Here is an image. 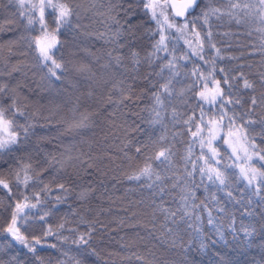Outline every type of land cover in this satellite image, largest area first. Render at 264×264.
Wrapping results in <instances>:
<instances>
[{
  "label": "trees",
  "instance_id": "obj_1",
  "mask_svg": "<svg viewBox=\"0 0 264 264\" xmlns=\"http://www.w3.org/2000/svg\"><path fill=\"white\" fill-rule=\"evenodd\" d=\"M62 1L73 9V16L57 31L55 10L45 9V28L38 19L29 26L14 2L0 0V85H7L0 93V108L12 121L11 129L20 133L17 144L0 151V179L11 189L0 185V264H264V191L253 195L224 135L214 147L221 158L219 166L227 167V185H213L206 177L201 184L197 171L192 187L187 175L193 163L197 169L204 166L198 159L202 151L210 155L192 132L197 126L204 128L202 119L219 121L223 98L208 103L199 96L203 86L215 80L233 101L224 104L227 116H235L237 124L255 121L245 127L264 149V32L258 31L264 25L255 15H245L247 10H234L239 13L236 18H212L211 43L216 47L209 48L204 40V60L191 53L182 34L165 29L169 51L149 58L159 33L143 0L131 8L123 0L111 12L109 0ZM231 2L235 0H210V6L227 11ZM208 6L209 0H200L186 19L199 16ZM128 15L135 24L133 32L113 38L119 26L110 17L123 23ZM206 28L197 24L201 37ZM45 32L57 38L51 54L62 65L56 69L59 79L49 75L51 64L42 62L34 43ZM133 52L139 54L138 65L133 63ZM171 53L176 56L174 77L167 68L160 71L172 59ZM194 71L203 75H193ZM170 77V94H162L163 106H156L153 94ZM245 79L252 88L244 87ZM129 92L132 99H124ZM84 117L87 127L68 130L70 123ZM222 123L228 124L227 117ZM22 126L28 127L27 136ZM206 131L200 134L204 139ZM67 148L92 167L73 161L77 167L61 169L56 161L62 154L66 158ZM161 150L170 161L155 159ZM146 165L161 180L129 179ZM26 171L31 177L27 185ZM81 192L86 198H80ZM190 192L193 200L188 199ZM16 202L36 204L23 210L18 223L30 241L41 239L35 253L4 231ZM185 207L191 215L184 214ZM49 227L53 234L44 236ZM194 229L207 238L206 250H199V240H193ZM88 233V244L73 243ZM174 243H184L186 251Z\"/></svg>",
  "mask_w": 264,
  "mask_h": 264
},
{
  "label": "snow or ice",
  "instance_id": "obj_2",
  "mask_svg": "<svg viewBox=\"0 0 264 264\" xmlns=\"http://www.w3.org/2000/svg\"><path fill=\"white\" fill-rule=\"evenodd\" d=\"M10 3H15L17 5V9L19 12V15L26 19L27 25L31 26L34 24V22L38 19L39 23L41 24L42 28H45V22H44V15H45V9H53L57 13L56 22H57V31L59 27L62 24H67L71 20V17L73 16V9L68 6L66 3H54L53 0H9ZM141 0H128V8H131L133 4H139ZM200 2V0H183V2L179 5L175 3H169L168 0H143V9L146 13L150 15V19L155 21L157 25V31L159 33V40L156 42V44L153 46L152 53L149 54V58H159L157 54L161 51L168 52V45L167 40L168 36L165 34V29L171 30L175 29L177 33L180 34H187L190 32V34L196 38V47H192V42L185 41L186 44H188L189 49L191 50V53L195 56H198L201 60H204V56L202 55L203 49H204V40H208V47L209 48H215V44L211 43V26L210 21L212 18L219 19L223 15H228L230 17L236 18L239 13L234 10H240L245 12V15L251 16L255 15L256 18L261 22L262 25H264V0H255V3H243L241 4L239 0H235V2H231L229 4V9L225 11L224 9H221L219 7H212L210 6V0H209V6L205 9H201L199 16H194L192 19H185L182 23L177 24L174 22L175 17H185L186 13L189 11L195 12L197 4ZM123 0H115V3H112V0H109V11H115L116 9L120 8L122 6ZM172 8L173 11V20L170 21L167 13V9ZM125 12H127V9H124ZM39 13L38 17L36 16V13ZM117 15L119 13L117 12ZM110 19L117 24L119 27L117 28L116 32L113 33V38H120L125 31H127L128 34H131L135 28V24L130 23L132 17L131 15H128V18L121 23L119 19H117V16H111ZM11 22V21H9ZM241 20L237 19V23H240ZM200 23L201 26H207L206 31L204 33V36L201 37L200 31L197 29V24ZM189 25H191V29H189ZM258 31L264 32V27H261L258 29ZM34 43L36 44L37 50L39 52L40 58L42 62L47 65L51 64V67L48 68V73L52 77H56L59 79L56 73V69H61L62 65L60 63H57V61L53 58V55L51 54L52 48L57 43V40L55 39V36L52 34H49L47 32L44 33V35L38 39L34 40ZM217 55H219L220 50L216 49ZM133 63L134 65L139 64L138 53L133 52ZM172 59L168 60L166 64L163 65L161 68V73L164 71L165 68L169 69L172 72V77L174 75L178 74L176 73L175 67V61L176 56L174 53H171ZM187 58V57H183ZM119 62V61H118ZM208 61H205L207 63ZM149 63H151V59H149ZM18 70V69H14ZM223 71V69H221ZM2 74V73H0ZM159 74V73H158ZM193 75H200L202 76V73L193 72ZM243 75V74H241ZM170 77L167 81V83L161 84L159 86L160 90L159 92H156L153 94V99L156 106L162 107L163 106V100H162V94H170V87L171 79ZM215 84V89L209 93L206 86L205 90L201 91L199 93V96L202 100L208 102V103H215L218 97L223 98L221 101V111L219 115V121L217 120H208L204 123V128L197 126L196 131L192 132L193 137H199V143L200 147L203 150L205 147L208 149L210 155H204L203 151L201 153V156L198 157V159H202L204 161V166L199 167L197 169V165L195 163L192 164V171L188 172L187 175L191 178V186L195 187V174L198 171L200 175V181L201 184H203L204 178L206 177L207 180L213 184V185H227L229 176L227 173V167H220L221 164V158L219 157L218 150L213 147V140L217 139L219 137V133L223 131L224 128H227V131L225 132V136L227 137L224 140L225 144H228L229 147L232 148V155L235 157V160H242L243 164L236 165V167H239V173L242 179H244L249 186L253 189V195H260L262 191H264V149L258 147L254 143V139L249 137L247 128L245 127V124H253L255 121L247 120L245 123L237 124L236 123V117L235 116H227L226 110L224 109V104H231L233 103L232 99L230 97H225L224 89L220 86V81L215 80L213 81ZM225 84L228 85L227 77H225ZM231 87V85H228ZM244 87L245 88H252L253 85L247 80H244ZM5 88H7V85H0V93H3L5 91ZM124 99L131 100L132 95L131 92L127 96L124 97ZM123 100L121 101V103ZM235 103H239V100L235 101ZM16 100L13 99V106L15 107ZM251 104L253 107L256 106L257 101L255 98L251 100ZM15 111L18 112L21 116L24 115L23 111L20 108H15ZM153 111H156L154 108ZM156 115L159 116L160 113L156 111ZM203 116V114H202ZM227 117L228 124L223 125L224 119ZM86 117L82 118L79 121H74L69 124L68 130L72 131L75 129H80L87 127V124L85 123ZM12 128V121L11 120H5L4 118V111L2 108H0V151L9 148L11 145H15L18 143V138L20 133L17 131L10 130ZM207 129L206 135L208 136L207 141H205L204 136L200 135L202 132H204V129ZM22 130L25 136L28 134V127H23ZM235 138L236 143L234 144L232 142L231 138ZM140 149L137 148V152H139ZM65 152L68 153L66 158L58 159L56 162L60 165L61 169L65 167V165L71 166L73 168L77 167L73 161H79L81 165L87 164L86 161L82 160L81 157H73L71 153V148L65 149ZM189 157H186L188 159ZM155 159L160 160L161 163H164L166 161H170V155L166 154L164 150L159 151V153L155 156ZM256 161L261 162V167L256 166ZM216 165V166H214ZM30 167V165L28 166ZM87 167H92L91 164H87ZM148 177L149 179H152L153 176H155L156 180H161V176L159 173L154 172V170L151 168L150 165H146L144 168L140 169L139 173L129 177V179H140L141 177ZM20 177L19 174L17 175V180L19 181ZM31 180V177L27 174V171L25 172V176L23 179V183L27 185V183ZM189 182L186 181V187L188 186ZM0 185L3 186V188L8 189L9 192H11V189L9 188V185L4 180L0 179ZM61 190H65V185L60 184L58 186ZM206 187V186H205ZM231 195V193H229ZM80 198L84 199L86 198V192L80 193ZM59 200L60 198L57 197ZM188 199L193 200L194 199V193L188 194ZM261 199H264V196L261 197ZM27 200V198H25ZM37 203H39V200H37ZM35 208L36 204H28L27 202L21 203L16 202L13 208V211L11 213L10 222L8 223L7 227L4 229L6 233H8L13 240L19 242L20 244L24 245L28 250L32 253H35L37 250V246L41 244V239L37 237H33L30 241L27 236H25L21 232V227H23V224L18 223L21 219V213L25 208ZM204 207H207V205H204ZM219 211H224L223 208L219 209ZM185 215H191V211L185 207L184 210ZM47 213H45V216ZM26 220V217L24 218ZM197 219H199L197 217ZM212 214L209 212V223H212ZM40 220H44V216L40 217ZM63 228V225L60 226ZM191 227V225H190ZM168 231L171 233L174 230L168 229ZM193 240L196 239L199 240V250L204 251L208 248L209 243L206 242L207 238L202 237L198 230H193ZM52 229L49 227L46 232L43 233L44 236L52 235ZM252 232H245L246 236H251ZM91 238V234H80L78 237V240L73 241V243L76 244H88L89 239ZM219 239H223V234H218ZM174 247H180L182 251H186L184 243H174ZM52 247H55V245H52ZM188 247H191V245H188ZM137 259H143L142 257H137ZM76 264H80V261H76Z\"/></svg>",
  "mask_w": 264,
  "mask_h": 264
},
{
  "label": "rangeland",
  "instance_id": "obj_3",
  "mask_svg": "<svg viewBox=\"0 0 264 264\" xmlns=\"http://www.w3.org/2000/svg\"><path fill=\"white\" fill-rule=\"evenodd\" d=\"M53 2L54 3H64L62 0H53ZM162 2H163V0H162ZM167 15H168V17H169V20L170 21H172L173 20V15H172V13H171V10H170V8L169 9H167V13H166ZM178 20V19H177ZM176 20V18L174 19V22L175 23H177V24H180V23H182V22H179V21H177ZM172 30H175V29H172ZM50 34V33H49ZM55 36V35H54ZM183 36V38H187V41H190V42H192V47L193 48H195L196 47V38L195 37H193V36H191L190 37V35H189V33H187V34H183L182 35ZM42 37V36H41ZM55 39L57 40V38H56V36H55ZM206 86V88H207V90H208V92L209 93H211L214 89H215V84H214V82L211 84H209V85H205ZM205 86H203V88L201 89V91H204L205 90ZM200 91V92H201ZM5 118V117H4ZM5 120H7L6 118H5ZM218 121V120H217ZM10 130H12V129H10ZM227 131V129H223V131H221L220 133H219V137L221 136V135H224V137H225V139L227 138L226 136H225V132ZM0 134H2V133H0ZM218 137V138H219ZM217 138V139H218ZM207 139H208V136L207 135H205V141H207ZM232 139V142L235 144L236 143V141H235V138L233 137V138H231ZM216 140V139H215ZM215 140H213V147H214V142H215ZM228 145V144H227ZM229 146V145H228ZM230 148V150H231V152H232V148L231 147H229ZM234 157V156H233ZM234 159H235V157H234ZM236 161V163H237V165H241V164H243V161L242 160H235ZM214 166H216V165H214ZM239 168V167H238Z\"/></svg>",
  "mask_w": 264,
  "mask_h": 264
},
{
  "label": "water",
  "instance_id": "obj_4",
  "mask_svg": "<svg viewBox=\"0 0 264 264\" xmlns=\"http://www.w3.org/2000/svg\"><path fill=\"white\" fill-rule=\"evenodd\" d=\"M168 2L169 3H175V4L179 5V4H181L183 2V0H168ZM198 5H199V3L197 4V7H198ZM170 10H171V13L173 15L174 9L170 8ZM190 13H193V12L192 11H189L188 13H186L185 17H175V18L178 19V20H184V19H186L188 17V15Z\"/></svg>",
  "mask_w": 264,
  "mask_h": 264
},
{
  "label": "bare ground",
  "instance_id": "obj_5",
  "mask_svg": "<svg viewBox=\"0 0 264 264\" xmlns=\"http://www.w3.org/2000/svg\"><path fill=\"white\" fill-rule=\"evenodd\" d=\"M191 14V13H190ZM189 16V15H188Z\"/></svg>",
  "mask_w": 264,
  "mask_h": 264
}]
</instances>
